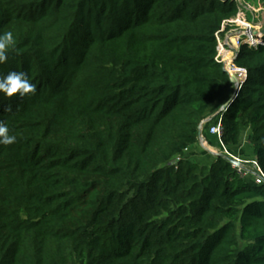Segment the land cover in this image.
<instances>
[{
	"label": "trees",
	"instance_id": "obj_1",
	"mask_svg": "<svg viewBox=\"0 0 264 264\" xmlns=\"http://www.w3.org/2000/svg\"><path fill=\"white\" fill-rule=\"evenodd\" d=\"M237 13L231 0H0L15 40L0 76L36 85L0 93L16 136L0 144V264H264V185L187 158L233 87L216 47ZM235 64L247 78L221 140L250 129L264 174V45Z\"/></svg>",
	"mask_w": 264,
	"mask_h": 264
},
{
	"label": "built area",
	"instance_id": "obj_2",
	"mask_svg": "<svg viewBox=\"0 0 264 264\" xmlns=\"http://www.w3.org/2000/svg\"><path fill=\"white\" fill-rule=\"evenodd\" d=\"M238 5L237 15L226 21L223 25L222 30L217 34V61L223 66L229 75L236 76L238 80L237 84V94L241 87L243 86L246 78L247 71L236 66L235 61L238 54L240 53L242 46H247L248 48L257 49L264 45V23L263 27L260 29L254 25L253 22L249 21L246 17L245 12L241 9L244 8L241 2ZM234 88V87H233ZM235 90V89H234ZM223 133L222 129V117L219 116L215 124H211L208 134L214 136L220 145L222 150L221 154L237 159L228 148H226L221 140ZM203 132L199 134V138L202 139ZM204 146L206 144L204 143ZM241 162V161H240ZM242 166L234 167L238 173L245 179L250 178L255 185H264V174L259 167L257 161L251 162L252 169H245L243 163Z\"/></svg>",
	"mask_w": 264,
	"mask_h": 264
},
{
	"label": "crops",
	"instance_id": "obj_3",
	"mask_svg": "<svg viewBox=\"0 0 264 264\" xmlns=\"http://www.w3.org/2000/svg\"><path fill=\"white\" fill-rule=\"evenodd\" d=\"M233 92L234 88L232 87V89L226 96H224L222 99H220L210 107L206 118L201 125L203 137L202 139L199 138L198 144L191 147L187 151L188 159L200 165L210 166L216 160V158L221 155L222 150L220 148L218 140L214 136L209 135L208 130L211 126L212 121L221 116L223 107L230 100ZM250 133V129H245L243 131L241 144L238 147L229 149L231 150L233 155L243 163L245 169L247 170H251V162L256 161L253 155V149L248 143V136L250 135ZM204 143L206 144V146H204Z\"/></svg>",
	"mask_w": 264,
	"mask_h": 264
},
{
	"label": "clouds",
	"instance_id": "obj_4",
	"mask_svg": "<svg viewBox=\"0 0 264 264\" xmlns=\"http://www.w3.org/2000/svg\"><path fill=\"white\" fill-rule=\"evenodd\" d=\"M15 40L11 31L0 35V63L8 59V49L14 47ZM36 85L33 84L25 72L11 71L6 76H0V93L12 97L19 93L21 97L29 93H35ZM11 111V108L7 109ZM16 142V136L10 134L7 124L0 121V144L11 145Z\"/></svg>",
	"mask_w": 264,
	"mask_h": 264
},
{
	"label": "rangeland",
	"instance_id": "obj_5",
	"mask_svg": "<svg viewBox=\"0 0 264 264\" xmlns=\"http://www.w3.org/2000/svg\"><path fill=\"white\" fill-rule=\"evenodd\" d=\"M231 1H234L236 3L238 2L239 4L241 2L242 6H244V8L241 7V9L245 12L247 19L253 22L254 25H256V27H258L259 29L263 27L262 25L264 23V4H259V2H250L247 0ZM251 183L255 185V183Z\"/></svg>",
	"mask_w": 264,
	"mask_h": 264
},
{
	"label": "water",
	"instance_id": "obj_6",
	"mask_svg": "<svg viewBox=\"0 0 264 264\" xmlns=\"http://www.w3.org/2000/svg\"><path fill=\"white\" fill-rule=\"evenodd\" d=\"M223 71H224L225 73H227L226 70H225L224 68H223ZM227 74H228V73H227ZM228 76L230 77V82H231V84H232V86L234 87L235 90H234V92H233V94H232L230 100L224 105V107H223V111H222V112H225V111L228 109V107H229L233 102H235V101L237 100V84H238V80H237L236 76H234V75H229V74H228ZM201 131H202V127H200V133H201ZM200 133H199V134H200ZM218 157L227 160V161H228L232 166H234V167H240V166H242V164H241L240 161H237V160H235V159H233V158L226 157V156H224V155H222V154H221L220 156H218Z\"/></svg>",
	"mask_w": 264,
	"mask_h": 264
}]
</instances>
